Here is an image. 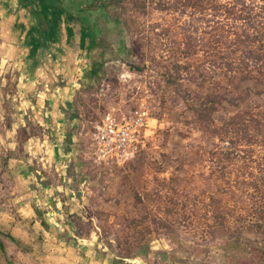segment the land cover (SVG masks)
Returning a JSON list of instances; mask_svg holds the SVG:
<instances>
[{
    "label": "rangeland",
    "instance_id": "1",
    "mask_svg": "<svg viewBox=\"0 0 264 264\" xmlns=\"http://www.w3.org/2000/svg\"><path fill=\"white\" fill-rule=\"evenodd\" d=\"M187 20L201 27L197 15L190 20L167 12L141 16L130 9L112 7L107 15H86L79 20L70 13L66 24L76 39L80 35L91 44L90 58L96 68L90 73V65L85 67L88 78L54 81L58 87L75 84L71 98V114L78 121L74 150L85 174L87 194L79 216L72 222L79 236L95 233L99 244L114 256L122 247L117 241L122 243L140 234L152 251L165 252L162 257L153 256L158 264H226L218 243L228 230L218 223L233 227L239 216L246 220L243 225L248 222L250 190L243 178L257 175L261 169L264 137L258 125L250 128V135H244L241 126L229 134L225 129L238 111L258 107L255 111L262 112L264 88L246 90L245 85L251 83L241 86V108L223 106L209 122H199L184 105V93H205L217 78L209 70L207 54L194 47L192 55L191 47L183 45L185 32L181 28ZM202 32L190 29L189 34L205 41ZM6 36L10 34L3 33L0 24L1 214L6 213L7 202L15 196L11 173L18 163H25L32 172L44 153V148L36 147L35 123L16 109L24 100L16 92L18 81L10 76L15 69L1 60L7 54L2 44ZM57 37L66 50L65 39L59 34ZM72 40H68L67 61ZM188 50L189 56L184 59L182 53ZM177 64H186V75L174 71ZM167 71L175 78L182 75V79L174 85L166 83ZM199 72L205 78L202 88L196 84L203 83ZM190 76L196 83L187 81ZM141 108L154 126L146 148L121 166L94 163V124L105 113L122 118ZM20 120L24 126H20ZM245 231L246 237H255L248 228ZM1 257L0 253V264ZM124 263L146 264L139 259H126Z\"/></svg>",
    "mask_w": 264,
    "mask_h": 264
},
{
    "label": "crops",
    "instance_id": "2",
    "mask_svg": "<svg viewBox=\"0 0 264 264\" xmlns=\"http://www.w3.org/2000/svg\"><path fill=\"white\" fill-rule=\"evenodd\" d=\"M33 1L0 0L2 31L10 34L2 43L7 54L1 60L15 69L10 76L18 81L16 92L24 100L16 109L35 123L36 147L44 148L32 172L21 162L11 173L15 196L7 202L6 213H0L1 258L4 264H112L115 256L99 244L97 235L79 236L72 222L87 194L74 150L75 84L54 85L59 79L88 78L85 67L90 65V73L96 69L90 58L93 48L80 35L76 39L66 24L72 11L65 0H35L47 21V31H38L27 8ZM58 34L65 39L66 50L73 39L68 61ZM20 124L24 126L21 120Z\"/></svg>",
    "mask_w": 264,
    "mask_h": 264
},
{
    "label": "trees",
    "instance_id": "3",
    "mask_svg": "<svg viewBox=\"0 0 264 264\" xmlns=\"http://www.w3.org/2000/svg\"><path fill=\"white\" fill-rule=\"evenodd\" d=\"M68 8L81 20L86 15H107L112 7L130 9L137 15H147L149 12L173 13L182 18L192 19L197 15V22L201 27H195L192 22L182 23L184 33L183 45L194 47L198 52L209 56V70L214 79L210 88L205 93H184L183 102L186 108L197 118L199 122H209L211 116L223 106L241 108L244 103L241 93L243 85L246 90H254L256 87L264 88V0H65ZM44 2V1H43ZM27 8L33 15L36 28L40 32H46L41 7L35 0ZM33 4V5H32ZM51 5L53 9L54 6ZM92 28L95 27L93 24ZM190 29L195 33L203 30L206 40L192 38ZM207 29V30H206ZM206 30V31H205ZM201 48V49H200ZM190 50L182 53L183 58L189 56ZM186 64L174 65V71L178 74L181 70L186 75ZM165 82L171 85L182 79V75L173 77L172 72L164 75ZM226 79V83L219 78ZM187 81H196L191 79ZM199 78L203 83H196L202 88L205 78L199 72ZM258 107L247 110L244 113L237 112L231 118V122L225 129V134L230 130L241 126L244 135H250V128L260 126L264 137V105L262 112L255 111ZM231 154V153H230ZM229 154V155H230ZM257 175L243 178V182L249 186L248 222L243 216L236 218L233 227L218 223L225 227L227 235L218 243L222 258L226 264H264V163L258 169ZM240 222V223H239ZM144 226V225H143ZM162 226V225H161ZM245 228L251 230L254 238L246 237ZM149 232V226H144ZM142 235L137 234L119 243L122 246L115 253L112 264H127L126 259H139L146 264H158L153 256H164L165 252H154L149 243L142 242ZM135 246V249L133 248ZM133 248V249H132Z\"/></svg>",
    "mask_w": 264,
    "mask_h": 264
},
{
    "label": "built area",
    "instance_id": "4",
    "mask_svg": "<svg viewBox=\"0 0 264 264\" xmlns=\"http://www.w3.org/2000/svg\"><path fill=\"white\" fill-rule=\"evenodd\" d=\"M154 126L143 108L127 117L105 113L94 124L91 155L102 166H121L146 148Z\"/></svg>",
    "mask_w": 264,
    "mask_h": 264
}]
</instances>
